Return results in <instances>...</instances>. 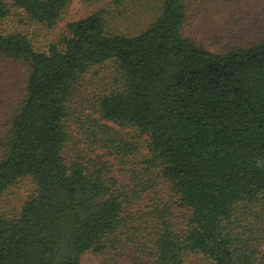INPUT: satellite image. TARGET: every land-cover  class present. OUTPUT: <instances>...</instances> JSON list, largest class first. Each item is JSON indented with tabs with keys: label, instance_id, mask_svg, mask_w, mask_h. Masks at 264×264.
<instances>
[{
	"label": "trees",
	"instance_id": "obj_1",
	"mask_svg": "<svg viewBox=\"0 0 264 264\" xmlns=\"http://www.w3.org/2000/svg\"><path fill=\"white\" fill-rule=\"evenodd\" d=\"M71 2L0 0V85L3 66L24 68L0 123V198L32 186L0 210V264H264V31L211 52L184 36V0H152L126 29L129 4L109 0L44 51L13 26L54 29ZM104 65L108 87L72 111Z\"/></svg>",
	"mask_w": 264,
	"mask_h": 264
},
{
	"label": "rangeland",
	"instance_id": "obj_2",
	"mask_svg": "<svg viewBox=\"0 0 264 264\" xmlns=\"http://www.w3.org/2000/svg\"><path fill=\"white\" fill-rule=\"evenodd\" d=\"M151 1L143 0L145 6L141 4L139 7L141 1L126 0L129 7L126 5L127 11L125 13L129 16V19L127 21L118 19L117 22H121L123 25L121 28L126 29L129 25L134 27L137 24V17L144 21L147 15L142 17L137 10L141 11L144 7L148 9V4ZM107 3H109V0H72L61 22L51 30L31 24L25 27L18 21L17 16H15L13 26L15 25L17 30L31 39L35 49L44 51L50 44L57 42L63 34L66 24L87 17ZM184 4L187 12L184 36L211 52H219L225 44H239L248 41L260 36L264 31V0H184ZM150 6L154 7L152 3H150ZM120 12H124L122 8H120ZM133 12L136 13L133 14ZM3 69L4 78L3 83L0 85V123L6 119L9 110L14 107L18 98H20L24 76V68L19 65H5ZM111 72L113 71L110 65L96 67L89 72L75 96L71 106L72 111L75 112L80 109L83 104H94L95 95L100 94L108 87L112 79ZM89 113L87 111V114ZM70 128L73 138L78 140L77 127L72 125ZM144 141V139L138 141V150L141 154L145 153ZM93 155L105 156L104 159L111 165L112 175L118 180L119 184L122 186L127 184V176L122 170L123 166L112 160V157L107 156L105 151H96ZM31 191L32 186L28 180L19 182L0 198V210L10 213L12 210L19 208ZM81 263L113 264V261L108 258L96 257L87 252L81 256Z\"/></svg>",
	"mask_w": 264,
	"mask_h": 264
}]
</instances>
